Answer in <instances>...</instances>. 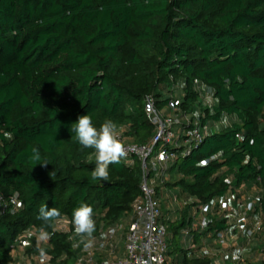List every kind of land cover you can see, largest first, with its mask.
<instances>
[{
	"label": "trees",
	"instance_id": "obj_1",
	"mask_svg": "<svg viewBox=\"0 0 264 264\" xmlns=\"http://www.w3.org/2000/svg\"><path fill=\"white\" fill-rule=\"evenodd\" d=\"M149 95L165 113L178 101L179 143L192 126L205 133L190 156L174 148L167 179L156 181L167 264L223 258L216 237L234 219L216 206L206 228L194 224L200 205L230 192L252 197L261 225L252 255L223 264H264V0H0V192L22 201L0 215V264H26L38 248L45 264H76L84 248L70 239L72 212L82 202L93 208L96 236L117 225L128 231L143 197L141 162L122 159L107 181H94L95 150L70 129L89 114L95 127L111 119L125 142L145 144L156 132L145 112ZM33 147L47 165L29 161ZM44 204L70 230L58 221L40 244ZM26 232L30 245L21 249ZM108 257L99 252L96 261Z\"/></svg>",
	"mask_w": 264,
	"mask_h": 264
},
{
	"label": "built area",
	"instance_id": "obj_2",
	"mask_svg": "<svg viewBox=\"0 0 264 264\" xmlns=\"http://www.w3.org/2000/svg\"><path fill=\"white\" fill-rule=\"evenodd\" d=\"M195 83L198 84L199 81L196 80ZM199 89L207 95L212 94V89L205 84L200 85ZM167 108L170 110L169 113L157 107L153 96L149 95L145 98L147 119L156 128L152 139L145 144L125 142L123 133L118 131L126 151V157L123 159L128 160V164L139 161L143 167V179L140 186L143 197L134 207V216L125 237L123 256L114 257L117 237L123 229V225H117L102 231L100 238L95 239L94 247L83 250L76 264H167L168 229L161 220L163 215L160 202L156 197V181L167 179L170 162L177 157L174 148H182V155L187 157L192 155L205 139L204 131L199 126H192L184 131L185 138L182 143H179L181 131H179L178 101L172 100ZM209 161H202V165H207ZM227 183L230 184V180H227ZM244 187L245 185H242L241 189ZM187 203V200H183L184 205ZM216 206L225 211L235 222H229L228 227L218 232L216 242L222 247L223 258L217 257L209 264H223V260L229 258L239 262L251 256L252 240L261 225V221L252 216L255 201L250 195L230 192L226 198L219 200V203L212 201L200 205L198 220L194 227L206 228L209 224V213ZM21 207L22 201L18 192L11 195L0 192V215L16 213ZM58 228L69 231L70 222L66 219L61 220L58 222ZM183 233L188 235L187 230ZM31 234L26 232L20 236L21 249L30 245ZM240 240L245 244H241ZM192 247L198 248L199 245L192 244ZM99 252H107L110 257L98 262L96 256Z\"/></svg>",
	"mask_w": 264,
	"mask_h": 264
},
{
	"label": "clouds",
	"instance_id": "obj_3",
	"mask_svg": "<svg viewBox=\"0 0 264 264\" xmlns=\"http://www.w3.org/2000/svg\"><path fill=\"white\" fill-rule=\"evenodd\" d=\"M71 131L75 134L76 140L84 148H92L95 150V167L91 171L92 180L107 181L109 179V166L113 163H119L126 157L125 146L119 138L117 124L106 119L100 124L99 128L93 125L92 117L89 114L80 115L77 121L72 124ZM92 157L90 156L89 159ZM29 161L36 166L47 165V162H41V155L38 148L31 149ZM94 211L88 203H80L78 207L73 209L72 223L74 225V239L79 238L78 243H74L73 247L78 248L83 245L84 250H88L94 243V232L96 231V223L93 219ZM38 219L44 222L40 227L37 235L38 241H47L51 238L52 233L46 230L61 218V212L56 208H49L46 204L39 208ZM41 256L45 255L43 248H38Z\"/></svg>",
	"mask_w": 264,
	"mask_h": 264
},
{
	"label": "rangeland",
	"instance_id": "obj_4",
	"mask_svg": "<svg viewBox=\"0 0 264 264\" xmlns=\"http://www.w3.org/2000/svg\"><path fill=\"white\" fill-rule=\"evenodd\" d=\"M118 129V131H120V132H122V133H124V128H117ZM127 164H128V160H124ZM174 203L173 202H171L170 203V201L168 200V202H167V209L169 210V211H173L174 210ZM126 227H124L123 228V230H121V232L120 233H123V231H125L126 229H125ZM64 231H68V230H64ZM73 234V236H74V232L72 233ZM97 234H98V232H97ZM97 234H93V236H94V243H95V235H97ZM98 238H100V236L98 237ZM121 237H117V240L118 239H120ZM75 240H77V239H79V238H77V237H75L74 238ZM122 239V238H121ZM44 241H39V243L40 244H42ZM94 243H93V246L91 247V248H93L94 247ZM24 253V252H23ZM21 256H23L22 254H21ZM25 258V257H24ZM25 260V263L26 264H30L32 261H33V264H45L46 262H48L49 261V258H48V256H45V257H43V256H41V255H34L33 257H26V259H24Z\"/></svg>",
	"mask_w": 264,
	"mask_h": 264
},
{
	"label": "crops",
	"instance_id": "obj_5",
	"mask_svg": "<svg viewBox=\"0 0 264 264\" xmlns=\"http://www.w3.org/2000/svg\"><path fill=\"white\" fill-rule=\"evenodd\" d=\"M123 228H124V226H123ZM120 232L118 234V238L121 237L122 239L120 238V239L117 240V242H116V249L114 251V257H118V258L121 257V256H123V253L125 251V237H126V234H127V231H123V233H120ZM101 235L102 234H100L99 236H101ZM99 236H96L95 235V238H98Z\"/></svg>",
	"mask_w": 264,
	"mask_h": 264
}]
</instances>
